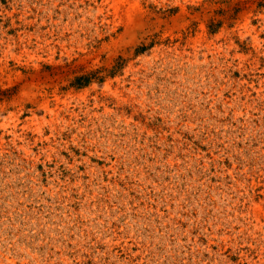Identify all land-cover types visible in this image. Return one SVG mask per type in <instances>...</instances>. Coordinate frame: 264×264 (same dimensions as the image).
<instances>
[{
  "label": "rangeland",
  "instance_id": "1",
  "mask_svg": "<svg viewBox=\"0 0 264 264\" xmlns=\"http://www.w3.org/2000/svg\"><path fill=\"white\" fill-rule=\"evenodd\" d=\"M0 264H264V0H0Z\"/></svg>",
  "mask_w": 264,
  "mask_h": 264
}]
</instances>
